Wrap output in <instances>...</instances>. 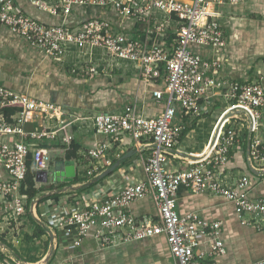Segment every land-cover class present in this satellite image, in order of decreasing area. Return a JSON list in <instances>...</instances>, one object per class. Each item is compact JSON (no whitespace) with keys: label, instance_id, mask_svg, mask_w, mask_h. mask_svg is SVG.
<instances>
[{"label":"built area","instance_id":"obj_1","mask_svg":"<svg viewBox=\"0 0 264 264\" xmlns=\"http://www.w3.org/2000/svg\"><path fill=\"white\" fill-rule=\"evenodd\" d=\"M241 1L30 0L39 10L62 17L59 24H45L18 9L13 0H0V26L43 50L52 62L64 65L68 53L72 49L78 51L76 56L81 67H71L72 74L79 70L117 69L150 80L159 77L161 69L165 71L164 87L151 92L156 102L164 103L163 109L150 117L145 116L136 103L84 114L64 111L52 103L0 86V135L9 138L0 141V159L11 177L0 181V209H10L3 218L16 221L26 213L27 198L20 194L19 187L27 172L29 153L33 170L47 172L44 183L50 176V185L57 184L51 149L36 146L32 140L58 142L65 154L76 133H94L104 139L92 147H80L71 159L63 158L64 161H73L72 187L95 185L99 176L120 156L119 143L125 136L131 140L141 171L137 177L125 178L115 193L100 194L98 198L95 191H89L73 197V200L62 201L63 207L59 202L58 211L47 214V228L56 236L69 240L72 246H79L84 237L91 236L99 249L111 250L164 235L176 264H214L213 258L226 252L220 239L222 224L203 220L196 212L179 214L177 192L180 186L191 194L222 197L233 204L242 224L264 226V199L249 196V176L235 177L224 169L244 130L251 138L249 165L251 160L260 158L263 76L258 74L243 80L221 78L218 76L221 68L218 61L203 57L190 48L191 45L223 48L227 41L216 7ZM73 5L113 7L122 17L146 22V28L143 35H134L98 18L72 26L66 22V17ZM167 29L175 33L170 43L156 44L152 37L164 34ZM92 48L101 50L99 59L102 64L84 59ZM213 100L222 103L223 109L213 125L207 152L197 154L201 159L190 161L188 168L170 170L167 165L169 157L173 155L185 127L181 118L200 117L204 104ZM7 105L21 107L10 116V121L5 119L2 111ZM223 116L226 117L213 139ZM33 121H37L41 129L27 131L24 125ZM58 189L50 193L71 190ZM145 197H150L153 202L155 218H135L130 212V204ZM199 237L208 240L207 252L196 251L200 245ZM252 264H264V257Z\"/></svg>","mask_w":264,"mask_h":264},{"label":"crops","instance_id":"obj_2","mask_svg":"<svg viewBox=\"0 0 264 264\" xmlns=\"http://www.w3.org/2000/svg\"><path fill=\"white\" fill-rule=\"evenodd\" d=\"M20 1L24 4L23 0ZM24 7L43 22L62 21L60 17H51L28 5L24 4ZM216 10L220 14L218 21L225 33L226 45L215 49L191 45V50L203 57L218 61L221 64L219 77L243 80L259 74L263 76L264 87V0H242L237 4L217 6ZM92 17L109 19L115 22V26L121 31L140 35L133 32L137 25L133 20L103 7H74L66 17V22L76 26ZM174 34L172 29H167L164 32V43L159 45L169 44ZM152 38L156 44L159 39H162L160 34H155ZM77 54L78 51L72 49L66 56L64 65L54 63L40 50L30 46L7 28L0 26V86L52 103L64 111L71 110L82 112V114L104 111L122 103L121 93L110 95L111 91L107 90L108 87L115 89L117 93L123 90V87L118 84V78L116 79L113 74L122 76L131 74L137 77L136 73L117 69L112 71L97 69L106 75L112 74L109 83L106 79L96 78L97 76L93 78L84 75L87 73L86 70H79L75 76L69 69L73 66L81 67L78 64ZM88 55L84 59L89 58L91 62L103 63L99 59L101 50L92 48ZM154 89L158 88H154L148 80L140 77L134 79L133 86L129 89L131 103H136L139 110L148 117L156 116L164 105L162 101L156 102L152 98L151 92ZM213 104L219 105L214 100L204 104L202 115L205 116L209 109L213 110ZM217 118L211 122L208 136L202 142L191 141L187 137L193 130V125H197L200 120L181 118L185 127L176 142L173 155L169 157L167 165L170 170L188 168L191 165L190 161L201 159V156L197 154L204 155ZM75 135L83 137V148L92 147L97 141L104 139V136L94 133H76ZM259 139L261 141L260 158L251 160L254 171L248 162L251 138L246 130L241 135L239 144L232 150L224 169L235 177L249 176V196L264 199V117ZM8 140L7 136L0 135V141ZM119 145L121 146L120 156L114 161L118 163L117 166L112 172L99 178L95 185L72 187L73 182L67 185L54 177L58 185L64 184L58 188L71 189L65 193H62V190L60 194H56L50 193L53 189H43L44 182L35 181L36 189L41 191L31 201L27 200L26 214L19 216L16 221L8 217L0 219V264H176L164 235L152 236L111 250L99 249L91 236L84 237L79 246H72L69 240L62 239L65 245L56 250L58 239L56 233L47 228V214L56 213L59 202L63 207L62 201L68 199V193L73 192L74 197H77L89 191H95L99 198L100 194L117 192L125 178L130 179L140 175L139 162H137V168L130 161L137 155L131 140L125 136L120 139ZM57 148H51V151H56ZM124 155L127 156L123 159ZM63 158L66 159L65 154L60 155L58 160ZM0 177L5 178V172L0 171ZM58 188H54L53 191L59 190ZM81 190H84L83 193ZM129 209L135 218L156 217V210L150 197L131 203ZM177 211L181 215L196 212L203 220L221 222L220 239L223 241L226 252L222 256L214 257V264H252L264 257V226L242 224L233 204L224 198L208 194H191L187 188L180 186L177 192ZM29 219L40 225L44 233L27 241L25 235L30 236L34 232ZM199 241L200 245L196 251L207 252L208 240L199 237Z\"/></svg>","mask_w":264,"mask_h":264},{"label":"trees","instance_id":"obj_3","mask_svg":"<svg viewBox=\"0 0 264 264\" xmlns=\"http://www.w3.org/2000/svg\"><path fill=\"white\" fill-rule=\"evenodd\" d=\"M13 1H14L15 6L18 9H20L21 11H23L24 13H26L27 15L31 16L32 18H34V19H36L38 21L43 22L42 20L34 17L30 12H28L25 9L24 4L30 6L31 8H33L34 10H36L38 12L45 13L46 15H49V16L55 17V18H59L60 17L62 19V17L59 16V15L58 16L57 15H54L53 16V15L49 14L46 11L39 10L36 6H34L33 4H31L30 0H23L24 4L20 0H13ZM74 7H88V8H95V7H97L98 8L99 6H96V5H73L71 7V9H70V12H71V10ZM106 9H110V10L114 11L116 14H118L117 11L113 7H108ZM70 12H69V14H70ZM95 18L108 20L112 24L115 25V22H113V21H111L109 19H106V18H101V17H92V18H87L85 20L95 19ZM129 19L133 20L137 24L136 27H135L136 29H134L133 32L134 33H139L140 35H143L144 30L146 28V22L141 21V20H138V19H136L134 17H129ZM60 22L61 21H59L57 23H49V22H43V23H45V24H59ZM165 35H167V34H165ZM171 36H172V34H171ZM161 37H162V39H159L158 44H163L164 43V40H163V39H165L164 38V34H161ZM171 39H172V37H171ZM23 40L25 42H27L30 46H33L32 44H30L25 39H23ZM33 47H35V46H33ZM35 48H37L38 50H40L43 53V55L45 56L43 50H41L38 47H35ZM76 74H78V72L75 73L74 75L77 76ZM84 75H86V76H92L93 78L95 76H97L96 78L100 77L103 80L106 79L107 83H109L110 76H112V74L111 75H106V74H104V73H102L100 71L87 72ZM113 76H115L116 79L118 78L117 79L118 80V84L123 87V90H122V92L120 91L118 93H117V91L115 89H112L110 87H108L107 90L108 91H111L110 95H116V94L121 93V96L123 97V102H122L123 104L122 103H118L115 106H112V107H110V108H108L107 110H104V111L113 110V109H117V108H120V107L125 106V105H131L132 104L131 103V99L129 98V96H130L129 95L130 94L129 89L132 88L133 83H134V79H136L138 76L137 77L135 75L132 76L131 74H126V75L122 76V75L117 74V73H114ZM164 76H165V71H164V69H161V73H160V76L159 77H157V78H151L148 81L153 85L154 88H163L164 87V82H163ZM19 110H21V107L19 105H7V106H4L2 108V111L4 113L5 119L7 121H10V116H12L13 114H15ZM99 111H103V110H99ZM179 114H181L180 111H179ZM24 128L27 131L34 130L36 128L41 129L39 127L37 121L27 122L24 125ZM31 143H33L36 146L44 147V148H48V149L60 147V144L58 142H55V141H52V140H45V139H43V140H32ZM82 146H83V137L75 135L74 138L71 141L70 150H67L65 152V158L66 159L73 158L75 156V152L77 151V149H79ZM26 169H27V172H26V175H25L24 180L20 183L19 191H20V194L21 195L26 196V198H27V200L29 202V201H31L41 191L40 189H36V187H35V180H34V178H35V173L36 172L33 170L32 156H31L30 153L27 155V158H26ZM0 171L1 172H5V174H6V177L5 178L0 177V181H5V180H8V179H11V177L7 174V171L5 169V165H4V163L2 162L1 159H0ZM81 191L83 193L84 190H81ZM74 196H75V194L73 192L67 194V198L68 199H72ZM9 212H10V209H8V208L7 209L1 208L0 209V219L4 215H7ZM29 221L32 223V225L34 227V232L30 236L27 235V234L25 235V240H27V241H30V240H32V239H34L36 237H39L40 235H42L44 233V230H43L42 227H40V225H38L37 223L33 222L31 219H29ZM57 239H58V244L56 246V248H57L56 250H58V248L63 247V245H65L61 241L62 240V237H60L59 235H57Z\"/></svg>","mask_w":264,"mask_h":264},{"label":"rangeland","instance_id":"obj_4","mask_svg":"<svg viewBox=\"0 0 264 264\" xmlns=\"http://www.w3.org/2000/svg\"><path fill=\"white\" fill-rule=\"evenodd\" d=\"M219 105L217 104H213L212 106V109L214 110V113H213V110L209 109L208 113L204 116H200V117H197L196 119L200 120L197 122V125H193V130L188 134V140H191V141H204L206 139V137L208 136V133H209V130H210V127H211V122H213V120H215L218 115L220 114V112L222 111V103H218ZM216 106V107H215ZM213 113V114H212ZM212 114V116H211ZM209 115V116H207ZM211 116V119L209 118ZM215 122V121H214ZM200 142L199 145H200ZM58 150L56 151H51L50 152V155H51V158H53V161H56V159L58 160V157L60 155L63 156L64 154V151L63 149L60 147V148H57ZM130 161L132 162V165L136 166L137 167V162H138V157L137 155H135L133 158L130 159ZM138 168V167H137ZM77 169L80 171L81 168L80 167H77ZM50 182H51V178L49 176V180L48 182L45 183V185L43 186V189H47V190H54V188H58L64 184H56V185H50ZM68 185V183H66ZM65 184V185H66Z\"/></svg>","mask_w":264,"mask_h":264},{"label":"water","instance_id":"obj_5","mask_svg":"<svg viewBox=\"0 0 264 264\" xmlns=\"http://www.w3.org/2000/svg\"><path fill=\"white\" fill-rule=\"evenodd\" d=\"M226 116H223L218 124L217 131L219 130V127L221 126L222 122L224 121ZM127 155L122 156L124 159ZM118 163H114L112 166L109 167L107 171L102 173L99 178H102L105 176L107 173L112 172L115 167L117 166ZM250 166V165H249ZM252 171H254V168L250 166ZM53 175L54 177H57L59 181L63 182H72L74 176H75V171H74V166H73V161L72 160H57L53 164ZM42 176V178H39ZM35 180L38 182H45L47 180V172L42 171V172H36Z\"/></svg>","mask_w":264,"mask_h":264},{"label":"bare ground","instance_id":"obj_6","mask_svg":"<svg viewBox=\"0 0 264 264\" xmlns=\"http://www.w3.org/2000/svg\"><path fill=\"white\" fill-rule=\"evenodd\" d=\"M229 113H230V112H229ZM229 113H228V114H229ZM216 133H217V130L214 132L213 139H214ZM213 139H212V142H213ZM212 142H211V143H212ZM206 152H207V151H205L204 154H205Z\"/></svg>","mask_w":264,"mask_h":264}]
</instances>
